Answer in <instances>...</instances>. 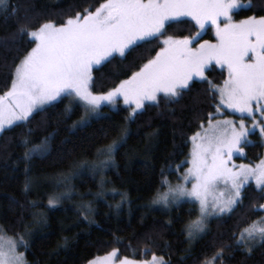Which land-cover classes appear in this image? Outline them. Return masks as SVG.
<instances>
[{
    "label": "trees",
    "instance_id": "trees-1",
    "mask_svg": "<svg viewBox=\"0 0 264 264\" xmlns=\"http://www.w3.org/2000/svg\"><path fill=\"white\" fill-rule=\"evenodd\" d=\"M239 1L248 5L236 11L234 19L264 15V0ZM102 2L8 0L7 11H0V95L10 87L15 65L35 45L30 37L19 35L21 27L32 30L47 20L59 23L83 9L94 11ZM197 31L201 33L197 44L217 42L215 28L206 24L200 30L190 18L171 22L166 35L183 37ZM161 46L158 40L141 42L124 57L114 54L110 62L93 67L92 90H110ZM204 75L217 86L227 77L216 64L208 66ZM208 89L206 81L195 78L180 97L167 101L161 94L159 105L146 103L132 120L126 119L131 109L119 99L115 107L104 105L101 115L82 125L77 122L84 108L63 96L0 133V229L16 239L24 236L28 247L18 251L25 254L27 264H87L113 249L118 257L157 255L169 264H204L212 261L221 243L233 245L226 253L231 256L228 264H264V247L246 255L232 240L238 223L247 227L264 216L258 207L264 199L252 182L245 185L242 202L233 212L212 216L206 232L191 240L185 228L199 215L196 203L168 207L152 203L157 190L165 189L161 170L170 182L177 180V167L180 172L187 167L190 137L207 122L208 113L215 112L218 94L214 100ZM221 113L228 115L222 109ZM122 128L128 129L126 140L112 162L101 167L106 157L98 150L117 139ZM251 137L242 145L244 155L237 157L247 163L264 155L260 137ZM44 143L45 153L25 159L28 149ZM51 196L61 197L55 207L48 206Z\"/></svg>",
    "mask_w": 264,
    "mask_h": 264
},
{
    "label": "snow or ice",
    "instance_id": "snow-or-ice-1",
    "mask_svg": "<svg viewBox=\"0 0 264 264\" xmlns=\"http://www.w3.org/2000/svg\"><path fill=\"white\" fill-rule=\"evenodd\" d=\"M238 7L239 0H104L94 11L91 7L83 9L59 23L47 20L32 30L21 27L19 35L30 37L35 47L15 65L11 85L0 95V133L17 122L28 121L34 112L43 110L45 105L62 96L73 97L91 115L98 114L104 105L115 107L122 98L131 109L126 119L132 120L145 108L146 102L159 105L161 94L167 101H172L190 90L194 78L199 77L208 83L214 100L219 95L215 112L208 113L207 127L201 123V131L190 137L191 159L185 162L191 167L178 177L182 182L173 185L162 169L161 185L166 191L158 189L152 203L168 207L184 198L195 200L199 203V215L186 225L185 231L189 240L205 233L210 216L231 213L242 202V192L249 179L255 180L260 198L264 199V160L254 167L229 166L234 154L244 155L242 145L250 143L248 137L256 128L264 138V16H249L233 23L232 12ZM7 8L8 0H0V11H7ZM181 17H190L200 30L210 22L216 28L217 42L205 40L197 44L200 31L183 37L166 35L170 23ZM152 40H158L162 45L154 57L110 90L100 93L92 90L94 66L110 62L114 54L124 57L141 42ZM213 61L227 68L228 78L223 86L213 84L204 75ZM224 107L239 113V122L216 120L215 116L222 114ZM257 112L260 121L255 119ZM245 116L252 118L251 128L245 125ZM85 122L82 118L77 123ZM127 135L128 129L122 128L117 139L98 150L106 157L100 162L101 167L112 162L113 154ZM46 151V143L35 145L24 156L28 159ZM221 182L228 190L217 194ZM188 183L191 188L186 186ZM25 191H28L27 184ZM121 195L126 197V194ZM60 198L49 197L48 206L55 207ZM258 207L264 210V204ZM236 228L237 231L232 233L235 248L250 255L257 246L264 247V217L247 227H240L238 223ZM4 239L0 234V264H27L25 254L17 251L18 247H28L24 236L18 240L9 238L7 249ZM232 248V244L221 243L212 261L204 264H216L217 261L228 264L231 256L226 253ZM117 256L118 250L113 249L88 264H115ZM119 264L169 262L155 256L151 262L124 257Z\"/></svg>",
    "mask_w": 264,
    "mask_h": 264
},
{
    "label": "rangeland",
    "instance_id": "rangeland-1",
    "mask_svg": "<svg viewBox=\"0 0 264 264\" xmlns=\"http://www.w3.org/2000/svg\"><path fill=\"white\" fill-rule=\"evenodd\" d=\"M239 3H240V7H238L237 9H234L233 12H232V22H233V23H238L239 21L244 20V19H234V18H233V14H234L236 11H238L240 8H243V7H245V6L248 5L247 3H244V2H241V1H239ZM262 16H264V15H262ZM259 17H260V16H259ZM181 18H190V17H181ZM257 18H258V17H257ZM190 19H191V18H190ZM245 19H247V18H245ZM222 21H223V18H221V26H223ZM207 24H209L213 29L215 28V26L212 25L210 22L207 23ZM215 29H216V28H215ZM161 39H163V37H161ZM194 46H196V45H194ZM34 47H35V45H34ZM212 64H216L215 61H213L210 65H212ZM210 65H209V66H210ZM216 65H218V64H216ZM96 66H97V65H96ZM218 66L221 67L220 65H218ZM94 67H95V66H94ZM221 68H223V69L226 71V74H227L226 79H227V78H228V71H227V68H226V67H221ZM196 78H199V77H196ZM194 79H195V78H194ZM221 86H223V84H222ZM62 97H63V96H62ZM69 97L72 99V101H75V100L73 99V97H71V96H69ZM60 98H61V97H60ZM60 98H58V99H60ZM58 99H57V100H58ZM120 100H121L122 103L124 104L123 99L120 98ZM217 100L219 101V95H218V97H217ZM53 102H54V101H53ZM75 102H77V101H75ZM51 103H52V102H51ZM51 103H50V104H51ZM77 103H78V102H77ZM146 103H150V102H146ZM79 104H80V103H79ZM48 105H49V104H48ZM80 105L83 107L82 104H80ZM45 106H47V105H45ZM45 106H44V107H45ZM83 108H84V107H83ZM222 110H225V111L228 113V115H224V116H219V115H217V116L215 117L216 120L231 119V120H235V121L239 122V120L241 119L240 114H239V113H234L231 109H227L226 107H224V108H222ZM99 115H101V109H100V111H99L98 114H96V115H91V114L86 113V110H85V108H84V110H83V116L81 117V120H82V118H83L85 121H88V120L91 119L92 117H96V116H99ZM255 119H256L257 121H260V120H261V117H260V115H259L258 112H257L256 115H255ZM244 120H245V125H246L247 127L251 128V127L253 126V120H252V118L245 116V117H244ZM204 126L207 127V122L204 123ZM199 131H201V129H200ZM197 132H198V131H197ZM250 134H251V135H252V134H257V135L260 137L259 140L261 141V143L264 144V138H262V137L260 136L259 128H256V130L253 131V132L250 133ZM251 135H249V137H248V139H249L250 142H251L252 137H253V136L251 137ZM189 140H190V151H189V157L187 158V161H190V159H191L190 152H191V149H192V142H191V139H189ZM263 153H264V147H263ZM237 157H242V156H241L239 153L234 154L233 157H232V160H231L229 166H231V164H235V165L245 164V165H252V166L254 167L255 165L259 164L261 160H264V155L262 156L261 159L257 160V161L254 162V163H247V162H244V161H242V160H239ZM91 167H93V165H91L90 168H91ZM189 167H191V165H190V163H187V167L184 168V170H182L181 172L178 170V172H177L178 177H179V176H182L183 173H184V171H185L187 168H189ZM178 177H177V180H176V181H171V183H172L173 185H175L176 183L182 182V181H179V180H178ZM248 182H252V183L256 186V184H255V180H254V179H249V180L247 181V183H248ZM247 183H246V184H247ZM246 184H245V185H246ZM186 186H187L188 188H191V183H188ZM256 187H257V186H256ZM227 190H228V189L224 186L223 182H221V183L219 184V186L217 187L216 192H217V194H218L219 192H226ZM164 191H166V187H165ZM164 191H163V192H164ZM185 201H190V202H194V203H196V205H197V207H198V209H199V203L196 202L195 200H193V199H189V198H184V199H183L181 202H179L178 204H180V203H182V202H185ZM173 205H177V204H173ZM160 206H163V205H160ZM211 217H212V216H210V217L208 218L207 223H208V221L211 219ZM263 217H264V216H263ZM0 234H2V235L4 236V238H5L4 241H3L4 246H5V249H7L8 239H9V238H11V239H13V240H18V239L14 238V237L8 236V235L3 234V233H0ZM200 235H201V234H200ZM17 251H18V248H17ZM111 251H112V250H111ZM111 251H110V252H111ZM18 252H19V251H18ZM108 253H109V252H108ZM108 253L103 254V255L96 256V257L92 258L91 260H94L95 258H98V257H103V256L107 255ZM153 256H155V257H157V258H161V256H157V255H153ZM153 256L150 257L149 259H137V260H140V261H149V262H151ZM122 258H124V256H122V257H118V256H117V257L115 258V264H119V261H120V259H122ZM162 258H163V257H162ZM91 260H89V261H91ZM89 261H88V262H89ZM88 262H87V264H88Z\"/></svg>",
    "mask_w": 264,
    "mask_h": 264
}]
</instances>
